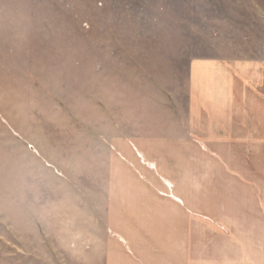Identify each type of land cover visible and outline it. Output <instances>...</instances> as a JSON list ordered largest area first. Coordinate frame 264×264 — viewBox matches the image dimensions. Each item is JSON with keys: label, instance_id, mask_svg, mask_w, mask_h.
Listing matches in <instances>:
<instances>
[{"label": "rangeland", "instance_id": "374dc122", "mask_svg": "<svg viewBox=\"0 0 264 264\" xmlns=\"http://www.w3.org/2000/svg\"><path fill=\"white\" fill-rule=\"evenodd\" d=\"M0 264H264V0H0Z\"/></svg>", "mask_w": 264, "mask_h": 264}]
</instances>
